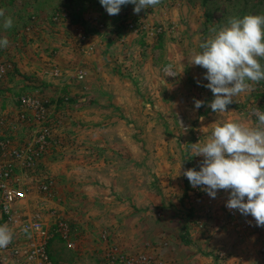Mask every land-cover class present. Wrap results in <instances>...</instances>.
<instances>
[{"label":"crops","instance_id":"0c3cea01","mask_svg":"<svg viewBox=\"0 0 264 264\" xmlns=\"http://www.w3.org/2000/svg\"><path fill=\"white\" fill-rule=\"evenodd\" d=\"M143 13L146 35L157 36L154 41L126 32L119 45L110 34L90 35L94 53H88L89 46L78 49L77 32L69 29L62 32V44L49 46L57 48L51 60L27 54L29 75L42 79L46 99L63 106L58 154L48 152L39 165L57 180L77 239L70 247L54 241L52 252L60 264H81L86 251L88 264H112L118 253H144L162 264H264V230L230 228L228 189L212 198L204 187L200 200L182 205L192 190L179 186L189 180L177 170L163 171L164 163L179 161L173 151L177 138L164 137L163 118L178 126L179 115L188 123L198 114L197 130L204 137L216 121L230 120L208 106L213 94L204 86L206 69L191 63L192 51L229 17L264 14V0H160ZM118 46L123 52H115ZM49 62L62 69V80L43 77ZM167 66L177 75L166 77ZM195 100L204 104L196 109ZM169 129L177 135L172 125ZM164 179L171 180L168 187ZM183 208L190 217L180 218ZM64 251L73 252L72 262Z\"/></svg>","mask_w":264,"mask_h":264},{"label":"rangeland","instance_id":"374dc122","mask_svg":"<svg viewBox=\"0 0 264 264\" xmlns=\"http://www.w3.org/2000/svg\"><path fill=\"white\" fill-rule=\"evenodd\" d=\"M133 7L134 6L131 4L124 5L121 6V10L117 15H109L105 8L99 3V0H0V10L4 12V17H0V37H7L9 40V44L6 48H0V63L4 64L7 69L0 82V115H2L4 119L16 122V131H12L11 138L14 147L20 149L23 148L34 135L39 133L42 129H48L51 132V144L49 145V148L45 150L42 158L48 152L51 154H58V129L61 125L60 121L63 106L61 110L57 99L51 101L48 98L46 99L44 96V88L41 85L43 82L42 79L40 77L35 78L34 76L32 77L29 75L25 63L28 56L27 54L38 55L41 53L44 57L51 60V57L54 56L55 53L53 51L54 47L49 46L51 44H62V42H59L62 40V32H69V29L73 30V32H77V41L75 45L80 51L86 46H89L88 43L91 36L107 37V35L110 34L111 39L115 41L114 44L122 45V36L126 35V32H130V34L138 38V40L143 38L147 40L150 38V40L154 41L157 36L146 35V27L144 26L143 19H141L144 16L143 10H141L140 13H135ZM9 16L13 18V26L9 29H5L3 28V22L4 19ZM130 26H133L134 28L131 29ZM154 34L158 35V33ZM169 37L171 38V34ZM143 42L144 44L146 43V41ZM54 49L57 50V48ZM118 50L123 52V48L120 46L115 49V52H118ZM85 51L90 53L93 52V49L89 46V48L86 47ZM164 53L165 55L170 54L169 50L163 52L161 56L163 59ZM154 54L155 53H152L151 56ZM24 58L26 59L21 61ZM18 61H21L24 64H22L21 69L16 67ZM52 62L48 63L49 66H45L41 69L42 72H45L43 77H48L50 81L62 80V69ZM167 62V60H163L162 63L166 64ZM262 63H264V61H262ZM77 70L78 78L80 75L84 77V68L79 67ZM13 83L15 84L14 86H12ZM250 83L251 90L240 93L238 96L234 97L233 103L228 105V112L224 113L225 118L255 123L256 116L253 115V110L259 108L260 111H264V81ZM16 88H19V90L13 92L12 89ZM27 97L38 100L43 104L47 116L40 119L36 112L23 106L21 99ZM197 116L198 114L189 116V120L190 117H193L194 121L187 123L184 121L187 120V117L185 115H179L178 126H174L172 122L168 121V118H163V121H166V124H164V128L166 129H164L163 135L168 139H170L171 136L177 138V140H174L176 145L173 143V151L179 158V161L176 163L163 164L164 175L169 174L168 170H177L182 177H185L184 173L186 170H199L203 157L195 156V148L197 145L203 144L209 135L204 137L201 131L197 130ZM171 117L172 116H169L170 120ZM64 122L65 120L62 119V123ZM171 125L173 131L177 130V135L174 132L171 134L169 129ZM1 131L4 132L5 135L11 133L8 128H2ZM41 175H47L53 178L54 189L52 196L49 200H44L42 196H31L32 201L34 202V205H45L48 206L50 210H56L60 216H63L70 223L72 228V243L74 244L73 241L76 242L75 239H77V230L70 212L66 211L69 210L67 208L68 205L65 204L62 194L57 193V180H55V177L50 175V173L44 169L43 163L40 165L38 164L35 171V179L32 181L31 185L35 190L39 180H41ZM170 183V179H164V186L168 187ZM181 183L182 185L179 186L180 188L186 187V189L190 191L192 190L189 197H183L182 200H184V202L182 201V205H190L192 201L201 199L200 197L203 193L201 189L206 186L200 185L194 188L191 186L190 182H188V184H183L182 180ZM228 192L230 193V190H228ZM229 211L230 209L228 208L226 215L230 220V228L235 231L238 228L240 231L245 232L264 230V226L256 225V221L253 217L242 215L238 210L234 216H231L229 215ZM190 215L191 214L187 211V208H183L179 216L180 218H188ZM47 218L51 219L49 216ZM51 221L52 220L47 221L50 226ZM236 221L240 226L234 228L238 225ZM188 234H190V232H188ZM54 241L60 240L54 237L50 241V258L53 264H60L52 252L51 244ZM62 244L67 245L63 242ZM68 252L69 251L65 252V259L68 262H72L73 252ZM139 256L149 257L153 259L156 264H162L144 253L136 255L118 253L111 259V263L122 264L119 262L120 257L137 258ZM80 262L81 264L90 263L89 251H86L83 256L81 255Z\"/></svg>","mask_w":264,"mask_h":264},{"label":"clouds","instance_id":"9594fccd","mask_svg":"<svg viewBox=\"0 0 264 264\" xmlns=\"http://www.w3.org/2000/svg\"><path fill=\"white\" fill-rule=\"evenodd\" d=\"M159 2L99 0L109 15H117L124 5L131 4L133 11L140 13ZM0 17H4L2 10ZM12 26L13 18L6 17L3 28ZM213 33L193 51L191 63L206 69L204 78L208 83L204 86L213 94L208 106L214 113H225L234 97L251 90L250 82L264 81V14L231 16ZM8 44L7 37H0V48ZM163 71L166 77L177 75L171 66ZM203 104L194 101L196 109ZM253 115L255 123L216 121L206 141L195 148V156L203 157L199 170L188 169L184 175L192 187L206 186L205 191L212 198L219 189L230 190L226 207L251 215L257 226H264V111L256 108ZM13 237V230L0 224V248H6Z\"/></svg>","mask_w":264,"mask_h":264},{"label":"built area","instance_id":"2783aa9c","mask_svg":"<svg viewBox=\"0 0 264 264\" xmlns=\"http://www.w3.org/2000/svg\"><path fill=\"white\" fill-rule=\"evenodd\" d=\"M6 71L5 65L0 63V82ZM82 77L80 75L79 79ZM21 103L36 112L40 119L47 116L38 100L27 97L22 98ZM2 128H8L11 133L5 135ZM12 131H16V122L0 115V224H7L14 233L12 242L6 248H0V264H53L49 253L50 241L56 237L67 246H72V228L56 210L34 205L31 197L42 196L44 200H49L53 193L54 180L47 175L40 176L35 190L31 185L39 161L51 144V132L42 129L20 149L12 145ZM236 212V209H230L229 215L234 216ZM48 220H52L51 226ZM119 262L156 264L146 256L120 257Z\"/></svg>","mask_w":264,"mask_h":264}]
</instances>
